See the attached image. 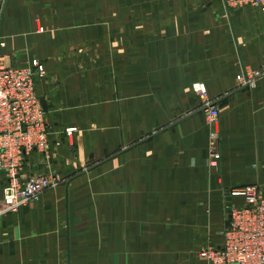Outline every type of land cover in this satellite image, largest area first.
<instances>
[{
  "label": "crops",
  "instance_id": "1",
  "mask_svg": "<svg viewBox=\"0 0 264 264\" xmlns=\"http://www.w3.org/2000/svg\"><path fill=\"white\" fill-rule=\"evenodd\" d=\"M0 56L46 71L37 94L52 135L23 178H62L0 220V264H207L194 251L223 242V192L264 184V79L237 89L263 62L264 13L225 0H0ZM198 84L220 108L219 168ZM5 184L0 172V197Z\"/></svg>",
  "mask_w": 264,
  "mask_h": 264
},
{
  "label": "built area",
  "instance_id": "2",
  "mask_svg": "<svg viewBox=\"0 0 264 264\" xmlns=\"http://www.w3.org/2000/svg\"><path fill=\"white\" fill-rule=\"evenodd\" d=\"M225 3L229 8L254 7L264 13V0H225ZM45 76V68L38 61L14 66L0 56V172L6 178L0 197V220L24 207L33 208L43 193L62 182L59 175L23 178L27 156L34 151H45L52 135L37 94V81ZM263 79L264 59L259 68L243 70L237 89H255ZM193 90L204 103L208 122L215 125L219 109L209 99L205 86L198 84ZM73 131L69 129L66 133L71 136ZM218 139L219 133H213L209 160L212 167L221 159ZM231 195L242 198L244 203L229 209L228 224L223 230L224 243L202 250L200 258L207 264H264L262 191L256 185H249L235 188Z\"/></svg>",
  "mask_w": 264,
  "mask_h": 264
},
{
  "label": "rangeland",
  "instance_id": "3",
  "mask_svg": "<svg viewBox=\"0 0 264 264\" xmlns=\"http://www.w3.org/2000/svg\"><path fill=\"white\" fill-rule=\"evenodd\" d=\"M228 7V6H227ZM229 8V7H228ZM4 58V57H3ZM6 61V60H5ZM7 63V62H6ZM7 64H10V63H7ZM206 88V87H205ZM207 90V89H206ZM207 93H208V91H207ZM208 96H209V94H208ZM209 99H210V97H209ZM211 100V99H210ZM212 101V100H211ZM212 103H214V101L212 102ZM218 107V106H217ZM218 109H219V118H218V120H217V122L215 123V125H212L210 122H208L209 123V125L212 127V130L213 131H211V136H210V141H209V143H211V138H212V136H213V133H215V132H218L219 133V139H218V141H217V146H218V148H219V151H220V154H221V159L219 160V162H218V165L216 166V168H219V166H220V163H221V160H222V152H221V149H220V139H221V135H220V130H219V124H220V108L218 107ZM206 116H207V114H206ZM207 120H208V117H207ZM209 160H210V145H209ZM209 165H210V161H209ZM211 166V165H210ZM212 167V166H211ZM213 168H215V167H213ZM6 185V184H5ZM256 186H258V187H260V189H261V191H262V194H263V198H264V184H255ZM233 190H235V188H231V189H228L227 191H225V192H223V194H224V198H225V200H224V211H225V226H224V228L221 230V233H220V235H221V239H222V244L224 243V236H223V230H225V228H226V226H227V224H228V222H227V219H228V216H229V213H230V208L231 207H235V202H234V200H235V197L234 196H232L231 195V192L233 191ZM37 204V203H36ZM238 206H240V205H238ZM24 208H27V207H24ZM23 209V208H22ZM12 215V214H11ZM221 244V245H222ZM220 245V246H221ZM215 246L213 245V244H211V243H208L207 245H205V247H203V248H201V249H196L195 251H194V256H196V258H199V259H201L200 258V254H201V251L202 250H204V249H208V248H214ZM217 247V246H216ZM219 247V246H218ZM189 257H191V256H189ZM204 261V260H203Z\"/></svg>",
  "mask_w": 264,
  "mask_h": 264
},
{
  "label": "water",
  "instance_id": "4",
  "mask_svg": "<svg viewBox=\"0 0 264 264\" xmlns=\"http://www.w3.org/2000/svg\"><path fill=\"white\" fill-rule=\"evenodd\" d=\"M41 102H42V105H43L44 111H47V107H46V102H45V100L41 99Z\"/></svg>",
  "mask_w": 264,
  "mask_h": 264
}]
</instances>
